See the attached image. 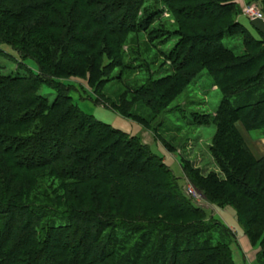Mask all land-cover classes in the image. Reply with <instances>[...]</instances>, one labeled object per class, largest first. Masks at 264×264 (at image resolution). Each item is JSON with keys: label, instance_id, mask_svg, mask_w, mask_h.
<instances>
[{"label": "trees", "instance_id": "trees-1", "mask_svg": "<svg viewBox=\"0 0 264 264\" xmlns=\"http://www.w3.org/2000/svg\"><path fill=\"white\" fill-rule=\"evenodd\" d=\"M10 1L0 0V44L15 46L29 43V38L27 33L13 37L9 23L32 20L28 33H36L40 27L53 29L56 25L51 16H58L63 11L58 12V6L67 1V19L57 24L69 33L82 19H95L94 27L123 33V28H110L116 7L122 10L128 5V15L135 9L133 3L141 0ZM213 1L221 11L218 21L194 13L207 3L203 0H193L200 4L191 6L194 9L187 12L188 19H230L233 23L228 31L238 30L245 43L241 54L231 51L232 55L224 47V28L200 40L206 42L207 59L218 61L227 54L237 60L217 67L212 74L214 79L221 77L218 88L224 98L210 120L216 124L211 153L224 177L215 172L204 175L187 162L183 167L210 204L235 208L238 223L251 245L258 246L257 259L264 264V157L254 156L237 127L242 122L250 131L264 130V33L260 32L259 39L243 24L235 0ZM257 1L264 8V0ZM215 37L219 43L214 46L210 41ZM68 42L83 43L73 38ZM103 55L108 54L104 51ZM36 61L48 75L41 61ZM107 67L105 63L101 66ZM25 76H0V154H15L13 164L18 169H50L70 184L87 186L80 196L72 197L73 205L83 206L65 212L60 206L40 207L13 198L0 202V264H235L229 243L233 232L196 205L178 180L167 182L173 178L170 171L139 138L84 114L71 97L58 96L51 103L46 94H39L43 79L35 74ZM197 76L184 70L179 78L162 80L159 87L164 99L168 95L166 107L180 93L178 87L189 86ZM31 122L38 125L32 132ZM5 127L14 133L6 132ZM85 203L91 207H84ZM214 231L224 241L214 242Z\"/></svg>", "mask_w": 264, "mask_h": 264}, {"label": "rangeland", "instance_id": "rangeland-1", "mask_svg": "<svg viewBox=\"0 0 264 264\" xmlns=\"http://www.w3.org/2000/svg\"><path fill=\"white\" fill-rule=\"evenodd\" d=\"M190 1L192 2L178 0L173 6L175 0H141L139 3H133L135 9L128 15V5H124L122 10L116 7L117 13L112 17L114 24L110 28L125 29V32L120 34H114V30L110 31L104 27H94L95 19L77 21L70 33L65 26L59 27L67 19V4L70 1L58 6V12L61 9L64 12L51 16L56 25L55 29L43 31L40 27L38 32L28 33L29 27L33 25L32 20L9 23L12 25L9 27V33L19 38L27 33L29 43L19 42L15 46L0 44V76H40L44 82L39 94H46L51 103L58 96L71 97L84 114L94 116L127 133L129 137L139 138L170 171L173 178L166 181L178 180L180 188L186 194L188 189H193L201 201V207L208 211V215L233 232L229 243L235 264H263L257 259L258 246L251 245L244 234L243 226L238 223L235 208H221L210 204L184 172L183 164L187 162L194 169L201 170L204 175L215 172L224 177L211 153L216 124L210 123V120L216 116L224 98L223 92L218 88L222 79H214L212 74L217 72V67L237 60L229 58L227 54H223L218 61L207 59L208 51L204 49L206 42L202 43L200 40L207 39L211 36L209 33L220 32L221 28H224V47L237 55L245 49L241 33L238 30L228 31L232 20L213 22L208 18L188 19L187 12L194 9L191 6L200 4ZM22 2L25 1H10L11 4ZM203 2L207 3L201 5L194 13L214 17L215 21H218L221 11L217 9V4H214L213 0ZM235 3L240 20L260 39L261 33L254 27L255 23L253 25L249 21L251 18L245 8L253 3L260 5L263 19L251 21L264 26V8L261 2L235 0ZM113 9L105 13L109 14ZM13 12L19 13L15 9ZM9 33L5 34L10 37ZM63 35L65 37L62 38ZM71 38L83 43L79 46L73 45L68 42ZM212 39L210 44L215 46L219 43L218 38ZM63 48L65 51L60 54V49ZM182 50L183 54H180ZM104 51L108 54L105 57ZM35 56H39L36 60L41 61L48 75L43 74ZM104 63L108 67L102 69ZM184 63H187L188 69L184 68ZM184 70L194 71L198 76L190 81L189 86L184 84L178 87L180 93L166 107L168 95L164 99L159 86L166 78L173 80L181 77ZM3 114L5 115V112ZM33 123L28 125L31 127L30 131L38 126ZM237 127L254 156L257 159L264 157V130L250 131L242 122H239ZM4 130L14 133L10 128L5 127ZM0 131L2 132V128ZM13 158H16L15 154H0L1 203L13 198L15 201L40 207L60 206L62 212L83 206V203L78 202L73 205L75 200L72 197L80 196L87 183L70 184L64 178H58L57 173L50 169H18L13 164ZM68 191L71 192L67 196L69 201L65 198ZM24 195L28 196L24 198ZM84 207L90 208L91 205L85 203ZM213 240L217 243L224 241V238H221L218 231H214ZM225 241H228L227 238Z\"/></svg>", "mask_w": 264, "mask_h": 264}, {"label": "built area", "instance_id": "built-area-1", "mask_svg": "<svg viewBox=\"0 0 264 264\" xmlns=\"http://www.w3.org/2000/svg\"><path fill=\"white\" fill-rule=\"evenodd\" d=\"M245 12L247 15L251 18L252 21L254 20H261L263 19L262 10L260 8V5L253 3L252 5H249L245 8ZM188 196L194 200V203L198 206H201V201L197 197L196 193L193 189H188L187 192Z\"/></svg>", "mask_w": 264, "mask_h": 264}, {"label": "crops", "instance_id": "crops-1", "mask_svg": "<svg viewBox=\"0 0 264 264\" xmlns=\"http://www.w3.org/2000/svg\"><path fill=\"white\" fill-rule=\"evenodd\" d=\"M249 21H250L253 25H254V23H255L254 27L257 28V29H259L258 31L264 33V26H263V25H261V24H257V22H252L251 20H249Z\"/></svg>", "mask_w": 264, "mask_h": 264}]
</instances>
